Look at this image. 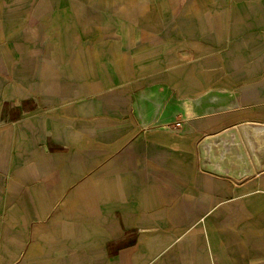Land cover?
Masks as SVG:
<instances>
[{"label": "crops", "instance_id": "0c3cea01", "mask_svg": "<svg viewBox=\"0 0 264 264\" xmlns=\"http://www.w3.org/2000/svg\"><path fill=\"white\" fill-rule=\"evenodd\" d=\"M214 263L264 264V0H0V264Z\"/></svg>", "mask_w": 264, "mask_h": 264}, {"label": "rangeland", "instance_id": "374dc122", "mask_svg": "<svg viewBox=\"0 0 264 264\" xmlns=\"http://www.w3.org/2000/svg\"><path fill=\"white\" fill-rule=\"evenodd\" d=\"M174 119L179 121V118H177L176 116L174 117ZM175 120H174V122H175ZM178 121H177V122H178ZM177 122H176V123H177Z\"/></svg>", "mask_w": 264, "mask_h": 264}, {"label": "built area", "instance_id": "2783aa9c", "mask_svg": "<svg viewBox=\"0 0 264 264\" xmlns=\"http://www.w3.org/2000/svg\"><path fill=\"white\" fill-rule=\"evenodd\" d=\"M214 264H219V263H214Z\"/></svg>", "mask_w": 264, "mask_h": 264}]
</instances>
